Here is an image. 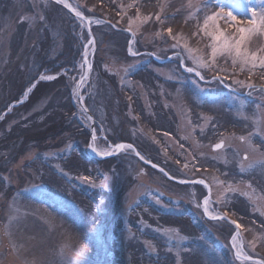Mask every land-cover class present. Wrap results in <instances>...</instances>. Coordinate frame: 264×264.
<instances>
[{"label":"rangeland","instance_id":"1","mask_svg":"<svg viewBox=\"0 0 264 264\" xmlns=\"http://www.w3.org/2000/svg\"><path fill=\"white\" fill-rule=\"evenodd\" d=\"M68 1L0 0V264H261L264 0Z\"/></svg>","mask_w":264,"mask_h":264},{"label":"water","instance_id":"2","mask_svg":"<svg viewBox=\"0 0 264 264\" xmlns=\"http://www.w3.org/2000/svg\"><path fill=\"white\" fill-rule=\"evenodd\" d=\"M50 1H52V2H54V3H56L57 5H59V6H61L63 9H65L68 13H70L74 18H76V19H80V18H78L76 15H75V12L77 11V9H74L72 6H70V7H65V4H68V3H66V2H62V3H57L56 2V0H50ZM69 5V4H68ZM82 13V12H81ZM82 15L85 17V19H84V21L86 22V24H87V27H88V33L90 34V40L91 41H93L94 42V37H93V35H92V33H91V31H90V22H89V19L91 20L92 19V17L91 16H87V15H85L84 13H82ZM100 19V18H99ZM100 20H102L103 22H109L108 20H104V19H100ZM110 23V22H109ZM131 35H132V33L129 31V30H127ZM181 57V56H180ZM85 58H86V56H84V60H85ZM86 61V67L87 68H89L88 67V64H87V60H85ZM158 61V60H157ZM194 72V71H193ZM86 76V75H85ZM83 78H84V76H83ZM83 78H81L80 80H79V83H78V97H79V104H80V106L82 107V109H84V111H86V113L91 117V129H90V133H91V139H92V136H93V134H94V128H95V125H94V118H93V116H92V113H90V111L87 109V107H86V105H85V103H84V101H83V99H82V97H81V84H82V81H83ZM259 88H261V89H263L264 90V85H260V86H258ZM95 135V134H94ZM95 137H96V135H95ZM93 140V139H92ZM94 141V140H93ZM95 143V142H94ZM120 143H123V144H125V145H128V144H131V143H129V142H120ZM116 144H119V143H116ZM217 144H220L221 146L223 145V142L221 141V142H219V143H217ZM217 144H215V145H213V149H218V148H216L215 146L217 145ZM114 145L115 144H113V145H111L112 147H114ZM132 145V148H131V150L133 151V153H134V155H136V157H138V159L140 160V161H142L143 163H145V164H147L148 166H150V167H153V168H155V169H158V170H160V171H162L167 177H168V179H170V180H172V181H174V182H177V183H183V184H186V183H189V184H192V183H200V181H203V183H200V184H202L203 186H205L206 187V189H207V194H206V196L202 199V210H203V213H204V215L207 217V218H212V219H220V220H225V221H228L229 223H231L234 227H235V224H233L232 223V221H235L234 219H232V218H230L229 216H227V215H225V214H223V213H220V214H210V212L208 211V207H207V205H205L204 204V201L205 200H209V197H210V195H211V191H210V186H209V184H208V182H206L205 180H203V179H195V180H183V179H178V178H175V177H173V176H171L164 168H162L160 165H158V164H156V163H154V162H151V161H148V160H146L145 158L144 159H141L140 157L142 156L141 154H140V152L136 149V147L133 145V144H131ZM93 147H94V145H93ZM119 151H122V150H119ZM118 151V152H119ZM95 153H99L97 150H96V152ZM117 153V152H116ZM137 153H139V155H137ZM115 154V153H114ZM101 157H108V156H103V155H100ZM110 156V155H109ZM205 208H207V213H205ZM213 217H215V218H213ZM236 223H238L237 221H235ZM235 234H239V229H236V227H235ZM233 250H234V254L238 257V258H240V259H246V260H250V261H257V262H259V263H261V264H264V260L263 259H260V258H256V257H252V256H250V255H245V254H242V250H243V248H242V246H240V249H236L235 247H233Z\"/></svg>","mask_w":264,"mask_h":264},{"label":"snow or ice","instance_id":"3","mask_svg":"<svg viewBox=\"0 0 264 264\" xmlns=\"http://www.w3.org/2000/svg\"><path fill=\"white\" fill-rule=\"evenodd\" d=\"M56 2H57V3H62L63 0H56ZM65 7H70V5L65 4ZM75 15H76L78 18H80L81 20H84V19H85V17L82 15V13H81L79 10H77V11L75 12ZM217 15H219V14L212 15V16H207V17H206V20H205V25H207V22H208V21H210V20H215ZM228 16H229V18H230L231 21H233V22L236 21V17L233 16L231 13H228ZM89 22H91L90 19H89ZM98 22H99V21H97V23H98ZM248 25H249L248 27H238V28H237V31H238V33H239L240 35H239V38L235 40V43H234V45L232 46V47L234 48L235 53H236L237 56H240V55H241V45H242V44L244 43V41H245V35H244V34H245V33H252V32H255V31H257L259 28H264V14H261V15L259 16V18H257V13H256L255 10H253V11H252V19H250V20L248 21ZM168 32H169V34H171L172 29L169 28V29H168ZM220 37H221V34H217V35L215 36V39H216V40H219ZM90 39H91V38H90ZM228 48H229V45L226 43V44H225V49L228 50ZM215 51H216V50L213 49V54H215ZM131 54H132V55H135L136 53L132 52ZM257 59H258V57H257L256 53H252L250 57H249L248 55H246V54H245V56H244V62H245V63H247V62H251L252 68L257 67V64H256ZM85 63H86V61H85ZM259 66L262 67V68H264V57L259 58ZM89 67H91V66L89 65ZM187 71L192 72V71H194V69H193V68H188ZM197 74L199 75V73H197ZM45 78H47V79H54L55 77H52V76H48V77H43V76H42V77H41V79H45ZM201 79H203V77H201ZM77 86H79V85H77ZM249 87H251V85H249ZM92 139H93V140L96 139V137H95L94 134H93V136H92ZM89 147L91 148V150H92L93 152H96V148L93 147V145H92L91 143L89 144ZM215 147H216V148H220L221 145H220V144H217ZM125 148L131 149V148H132V145H131V144L125 145V144H123V143L115 144L114 147H111V148H110V150H106V151H104V152H102V153H97V154H98V155H103V156H109V155H113L114 153L118 152L119 150H123V149H125ZM137 155H139V153H137ZM140 158H141V159H144L143 156H141ZM83 179H87V177H84ZM200 183H203V181H200ZM207 203H208V201L205 200V201H204V204L207 205ZM205 213H207V208H205ZM213 218H215V217H213ZM232 223L235 224L236 229H239V228L241 227V225L238 224V223H236L235 221H232Z\"/></svg>","mask_w":264,"mask_h":264},{"label":"trees","instance_id":"4","mask_svg":"<svg viewBox=\"0 0 264 264\" xmlns=\"http://www.w3.org/2000/svg\"><path fill=\"white\" fill-rule=\"evenodd\" d=\"M110 22H111V20H109ZM112 23V22H111ZM112 26V25H111ZM46 133H47V131H43L42 133H41V135H40V137L37 139V140H39L40 142H44V143H46L45 141H47L48 139L45 137L46 136ZM75 155H76V153H75ZM79 160H84V161H91L92 159L91 158H86V156H85V154L81 151H79V157H78V155L76 156ZM78 166L80 165V164H77ZM5 165H3V162H1L0 163V169L1 168H3ZM168 216V215H167ZM166 216V217H167Z\"/></svg>","mask_w":264,"mask_h":264},{"label":"bare ground","instance_id":"5","mask_svg":"<svg viewBox=\"0 0 264 264\" xmlns=\"http://www.w3.org/2000/svg\"><path fill=\"white\" fill-rule=\"evenodd\" d=\"M64 2L68 3L70 6L73 7V5L68 0H63Z\"/></svg>","mask_w":264,"mask_h":264},{"label":"flooded vegetation","instance_id":"6","mask_svg":"<svg viewBox=\"0 0 264 264\" xmlns=\"http://www.w3.org/2000/svg\"><path fill=\"white\" fill-rule=\"evenodd\" d=\"M231 218V217H230ZM225 221V220H224ZM236 221V220H235Z\"/></svg>","mask_w":264,"mask_h":264}]
</instances>
